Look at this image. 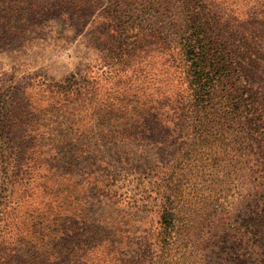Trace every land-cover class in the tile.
Segmentation results:
<instances>
[{
    "label": "trees",
    "instance_id": "trees-1",
    "mask_svg": "<svg viewBox=\"0 0 264 264\" xmlns=\"http://www.w3.org/2000/svg\"><path fill=\"white\" fill-rule=\"evenodd\" d=\"M56 26L87 28L91 64L47 84V106L20 88L3 113L19 125L0 264H179L195 216H226L234 192L213 245L264 264V0H0V44ZM44 112L59 135L43 152L29 115Z\"/></svg>",
    "mask_w": 264,
    "mask_h": 264
},
{
    "label": "rangeland",
    "instance_id": "rangeland-1",
    "mask_svg": "<svg viewBox=\"0 0 264 264\" xmlns=\"http://www.w3.org/2000/svg\"><path fill=\"white\" fill-rule=\"evenodd\" d=\"M85 29H77L75 32L62 31L59 26L52 27L49 31L48 27L42 29L40 32H34L30 35H24L19 42H12L0 44V149L6 148L5 151H0V182L9 171L4 167L7 161L11 158L10 152L15 148L18 139L8 142L7 138L3 136L6 127H13L19 125V114L9 113L4 116L5 110L12 111V103H19L20 88L23 91V97L31 104L34 103L32 110H35L37 105H44L49 101V90L47 84H59L60 81L68 74L73 73L77 69H82L91 64L88 58L87 50L84 47V38L82 33ZM104 51L96 50L92 55V59L103 55ZM94 73V69H91ZM94 75L98 82H103L98 78L96 73ZM47 88L46 97L41 94L43 89ZM41 98V99H40ZM20 104V103H19ZM21 109V105H17ZM25 107V106H24ZM49 114L35 116L30 114V124H33L41 130L46 138L45 148L50 145L52 137L56 139L59 135V129L55 128L52 121H47ZM35 118V119H34ZM60 129V133H62ZM51 151L43 153L45 159L50 160ZM58 159V158H57ZM56 159V160H57ZM49 162V161H48ZM53 168L56 165L51 163ZM43 174L42 169L36 172ZM42 179H46L43 178ZM70 183V181H69ZM233 184L235 181L233 180ZM7 191H3L0 185V196ZM19 194L16 186L10 189V198H14ZM199 194V198H204L203 194ZM235 198L232 200V205L228 213L221 215L215 222L206 226L199 217L193 223L191 229V239L186 243V249L180 248L183 255L175 254L174 258L178 260L179 264H239V245L225 247L224 252L217 254V248L213 241L221 239L220 236L225 237V233L230 230L229 223L232 218L238 214L239 211V194L234 192ZM32 197V196H30ZM208 214V213H207ZM206 215V214H205ZM206 217V216H204ZM230 217H232L230 219ZM238 220V219H237ZM201 222V223H200ZM205 224V225H204ZM225 232V233H224ZM202 233L206 235L202 238ZM220 235H219V234ZM223 233V235H222ZM227 235V234H226ZM11 242V240H7ZM222 246V245H221ZM191 250V252H190ZM242 250V249H241Z\"/></svg>",
    "mask_w": 264,
    "mask_h": 264
}]
</instances>
